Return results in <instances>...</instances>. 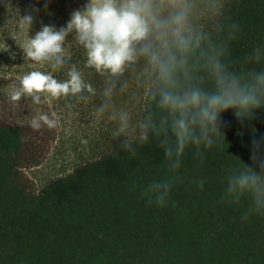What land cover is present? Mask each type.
Returning <instances> with one entry per match:
<instances>
[{"label":"trees","instance_id":"1","mask_svg":"<svg viewBox=\"0 0 264 264\" xmlns=\"http://www.w3.org/2000/svg\"><path fill=\"white\" fill-rule=\"evenodd\" d=\"M86 2L51 0L46 10L45 0L37 4L59 29ZM165 3L167 17L173 9ZM183 3L199 45L186 54L176 90L212 94L222 75L259 104L221 111L206 131L191 126L194 138L178 153L174 115L160 106L165 85L138 56L124 72L141 75L143 136L38 190L24 169L50 153L57 118L45 95L39 104L10 100L21 79L0 81V264H264V0ZM64 61L54 72L86 67L71 34ZM41 114L56 126L49 129ZM33 118L39 130L30 126ZM253 175L256 182L241 188L240 178Z\"/></svg>","mask_w":264,"mask_h":264},{"label":"clouds","instance_id":"2","mask_svg":"<svg viewBox=\"0 0 264 264\" xmlns=\"http://www.w3.org/2000/svg\"><path fill=\"white\" fill-rule=\"evenodd\" d=\"M50 3L51 0H45V10ZM165 6V0H87L83 7L71 13L65 26L59 29L52 25L42 26L25 42L23 52L32 62L59 69L65 62V42L71 34L85 50V66L112 77L122 75L127 65L135 63L138 56H144L158 70L165 85L160 94V106L174 115L173 132L180 153L187 141L194 138L191 126L199 124L206 131L215 124L221 111L248 109L257 106L259 101L237 80L222 75L217 79L218 90L212 94L198 88L184 92L176 90V74L184 67L185 56L193 44L199 45V38L193 37L188 27L187 5L183 0H167V6L173 9L167 17L163 15ZM33 10L39 11L38 8ZM33 19L31 14L24 15L20 28L30 29ZM216 67L219 70L220 65ZM67 77L60 81L50 71H31L23 75L20 86L11 91L10 100L15 103L22 97H31L33 103L39 104L41 95L59 100L77 96L85 90L94 94L95 90L85 83L75 66ZM258 79L264 81V75ZM38 118L49 129L56 126L47 115L41 114ZM30 126L40 129L36 118L31 120ZM257 179L255 175L244 176L239 185L243 188ZM166 194L165 186V191L156 196L157 206H165Z\"/></svg>","mask_w":264,"mask_h":264},{"label":"rangeland","instance_id":"3","mask_svg":"<svg viewBox=\"0 0 264 264\" xmlns=\"http://www.w3.org/2000/svg\"><path fill=\"white\" fill-rule=\"evenodd\" d=\"M203 9L205 6L199 12ZM26 14L33 16V24L30 29H21L20 23ZM45 14L44 8L34 0H0V81L21 79L31 71H50L60 81L68 78L69 69L54 72L48 64L28 60L23 52L25 42L48 25ZM76 69L95 92L85 90L59 100L46 96L58 121L57 138L42 164L24 169L38 190L145 132L141 114L146 93L139 73L128 77L123 72L112 77L107 73L93 75L89 68L82 66Z\"/></svg>","mask_w":264,"mask_h":264}]
</instances>
